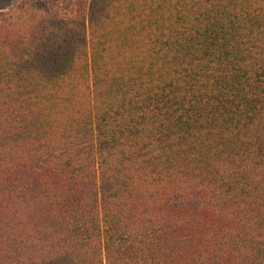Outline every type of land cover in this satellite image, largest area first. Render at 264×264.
<instances>
[{
    "label": "trees",
    "instance_id": "16d2710c",
    "mask_svg": "<svg viewBox=\"0 0 264 264\" xmlns=\"http://www.w3.org/2000/svg\"><path fill=\"white\" fill-rule=\"evenodd\" d=\"M0 264H264V0L0 2Z\"/></svg>",
    "mask_w": 264,
    "mask_h": 264
},
{
    "label": "rangeland",
    "instance_id": "374dc122",
    "mask_svg": "<svg viewBox=\"0 0 264 264\" xmlns=\"http://www.w3.org/2000/svg\"><path fill=\"white\" fill-rule=\"evenodd\" d=\"M14 1H16V0H2L0 2H2V5H3V4L9 3V2H14Z\"/></svg>",
    "mask_w": 264,
    "mask_h": 264
}]
</instances>
